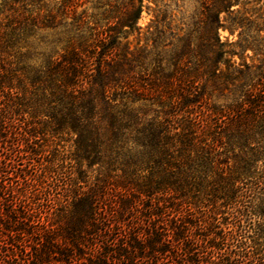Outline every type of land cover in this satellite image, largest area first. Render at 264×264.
<instances>
[{
	"label": "trees",
	"instance_id": "obj_1",
	"mask_svg": "<svg viewBox=\"0 0 264 264\" xmlns=\"http://www.w3.org/2000/svg\"><path fill=\"white\" fill-rule=\"evenodd\" d=\"M145 1L0 0V264H264V37Z\"/></svg>",
	"mask_w": 264,
	"mask_h": 264
},
{
	"label": "rangeland",
	"instance_id": "obj_2",
	"mask_svg": "<svg viewBox=\"0 0 264 264\" xmlns=\"http://www.w3.org/2000/svg\"><path fill=\"white\" fill-rule=\"evenodd\" d=\"M201 9V0H146L138 22L140 31H134L129 36L131 47L147 45L149 26L156 16L165 15L167 25L170 24L176 33L183 29L184 34L191 28ZM232 10L233 14L222 13L221 15L223 28L219 33L222 41L226 44L225 49L228 51L220 65L223 70L233 64L257 62V57L252 51L244 53L234 46L239 38V30L236 26H231L232 17L238 16L255 21L252 28L253 35L259 37L258 39L264 37V0H233ZM257 28L263 29V31L255 32ZM166 38H169V34L166 35ZM234 51L239 55H233Z\"/></svg>",
	"mask_w": 264,
	"mask_h": 264
}]
</instances>
